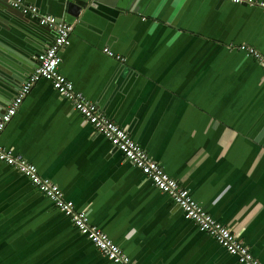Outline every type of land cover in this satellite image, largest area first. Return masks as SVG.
<instances>
[{"label":"crops","instance_id":"obj_1","mask_svg":"<svg viewBox=\"0 0 264 264\" xmlns=\"http://www.w3.org/2000/svg\"><path fill=\"white\" fill-rule=\"evenodd\" d=\"M59 1L23 0L55 17L63 14ZM98 9L68 16L61 73L264 264V68L241 50L264 56V11L221 0H105ZM13 22L30 28L27 19ZM38 33L46 43L26 34L20 43L27 48L0 39L9 49L0 47L7 69L0 71L1 111L27 76L17 83L8 72L15 64L36 70L55 42L54 29ZM0 144L59 185L135 264H240L51 81L32 89ZM0 264L114 263L30 179L0 161Z\"/></svg>","mask_w":264,"mask_h":264},{"label":"built area","instance_id":"obj_2","mask_svg":"<svg viewBox=\"0 0 264 264\" xmlns=\"http://www.w3.org/2000/svg\"><path fill=\"white\" fill-rule=\"evenodd\" d=\"M221 1L247 7H257L264 11V1ZM10 2L13 7L20 9L24 14L39 19L42 25L52 27L57 35L55 42L40 56L37 69L30 73L20 87L17 97L0 116V135L17 116L32 89L40 81L49 80L59 95L70 101L75 110L99 134L106 137L115 148L121 151L126 160L140 170L161 193L169 196L184 214L197 225L201 232L214 238L231 256L236 257L240 264H262L252 254L250 247L239 240L231 228L218 222L211 214L206 212L194 199L191 191L167 174L161 164L152 159L124 128H121L109 118L97 103L78 91L73 82L61 73L62 58L60 54L69 43L72 26L65 21L58 20L54 16L41 15L37 7L24 4L23 0H10ZM241 50L246 51L264 68V56L260 52L251 47H242ZM105 52L110 57L115 56L109 49H106ZM117 58L123 61L121 57L118 56ZM0 161L16 168L22 175L30 179L56 205L59 211L72 220L81 234L85 235L114 264H135L121 248L112 242L108 235L91 223L86 211L79 210L73 201H69L66 198L59 185L50 179L42 178L36 166L30 164L22 157L16 156L1 144Z\"/></svg>","mask_w":264,"mask_h":264},{"label":"water","instance_id":"obj_3","mask_svg":"<svg viewBox=\"0 0 264 264\" xmlns=\"http://www.w3.org/2000/svg\"><path fill=\"white\" fill-rule=\"evenodd\" d=\"M104 1L105 0H60L59 3H61L62 5L63 14L57 15L56 17L60 21H63V20L68 21V20H71L70 18H68V16L74 17L75 19H79V18H82V16H84L88 12L98 15L100 14L99 9H98L99 5L104 3ZM27 4H30V3H27ZM34 4L36 5L38 3H34ZM36 6H39V5H36ZM40 8L42 9L43 7H40ZM47 13L48 12L44 10L42 11L43 16H47L48 15ZM14 19H15V22H16V19L19 22L20 20L24 21L25 19H27L28 24H26V26L30 28L22 29L21 27L18 28L16 26L15 28H12L14 26L13 25ZM67 23H70V21H68ZM22 25L25 26L24 24ZM12 29L15 30V34L12 32ZM49 30L52 31L53 28L50 26L42 25L39 19L37 18L34 19L31 15L25 16V14L21 13L19 10H17L15 7L12 6L10 0H0V39L1 40L7 41L10 44L19 45L21 48L23 47L27 48L29 44L26 41L24 43H20L24 41L23 40L24 38L22 39L23 35L28 34L32 39H37L41 43L45 44L46 40H44L43 36H41L38 32L40 31L48 32ZM0 47L9 51V49L2 43H0ZM24 67H27V66H23V64H15V69L13 70L15 74L13 72L11 74L8 72L9 75L11 76L14 75L13 80L15 82L21 83L23 81L24 78L23 79L21 78V80L19 79V76L22 74H27L24 80H26L28 76L30 75V73L26 69H24ZM2 68L3 67L0 66V71L6 73L7 69L5 71L3 70L4 68L3 69ZM6 83L8 84L7 89H8V86L10 87L15 86L14 83L12 82H6ZM1 110L2 109L0 108V116L1 114L4 113V111H1Z\"/></svg>","mask_w":264,"mask_h":264}]
</instances>
